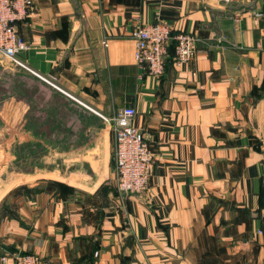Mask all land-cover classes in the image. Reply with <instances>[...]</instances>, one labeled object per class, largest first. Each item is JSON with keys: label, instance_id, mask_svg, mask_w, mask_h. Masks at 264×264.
<instances>
[{"label": "crops", "instance_id": "obj_1", "mask_svg": "<svg viewBox=\"0 0 264 264\" xmlns=\"http://www.w3.org/2000/svg\"><path fill=\"white\" fill-rule=\"evenodd\" d=\"M135 17L194 33L195 58L150 76ZM17 29L23 63L64 93L104 116L133 106L155 158L145 192H115L108 125L95 187L12 185L0 264H264V0H33Z\"/></svg>", "mask_w": 264, "mask_h": 264}, {"label": "water", "instance_id": "obj_2", "mask_svg": "<svg viewBox=\"0 0 264 264\" xmlns=\"http://www.w3.org/2000/svg\"><path fill=\"white\" fill-rule=\"evenodd\" d=\"M107 126L53 82L0 58V197L36 178L95 187L105 174Z\"/></svg>", "mask_w": 264, "mask_h": 264}, {"label": "built area", "instance_id": "obj_3", "mask_svg": "<svg viewBox=\"0 0 264 264\" xmlns=\"http://www.w3.org/2000/svg\"><path fill=\"white\" fill-rule=\"evenodd\" d=\"M225 4L240 3L241 0H222ZM33 0H0V56L26 66L20 55L28 44L18 33V22L29 13ZM129 37L134 42V59L145 68L150 76L160 78L165 71L168 48L173 43V63L180 66L195 58L198 36L191 32L174 31L167 23L155 20L138 22L135 17ZM104 45L107 43L104 41ZM136 110L133 106L118 109L110 116H104L112 135L113 179L118 194L137 195L148 189L154 154L143 131L134 125ZM13 264H39L35 254H17ZM5 261V257H2Z\"/></svg>", "mask_w": 264, "mask_h": 264}, {"label": "trees", "instance_id": "obj_4", "mask_svg": "<svg viewBox=\"0 0 264 264\" xmlns=\"http://www.w3.org/2000/svg\"><path fill=\"white\" fill-rule=\"evenodd\" d=\"M18 23H19V22H18ZM168 53H169L168 58L170 57V55H171V56L173 55V43L169 45ZM168 58H167V59H168ZM113 186H114V185H113ZM114 189H115L114 191L116 192L117 190H116L115 186H114Z\"/></svg>", "mask_w": 264, "mask_h": 264}]
</instances>
